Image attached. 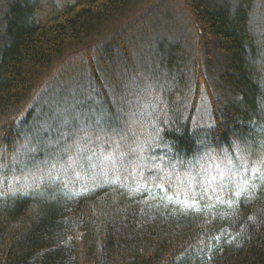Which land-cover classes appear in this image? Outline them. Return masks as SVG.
<instances>
[{
  "label": "trees",
  "instance_id": "obj_1",
  "mask_svg": "<svg viewBox=\"0 0 264 264\" xmlns=\"http://www.w3.org/2000/svg\"><path fill=\"white\" fill-rule=\"evenodd\" d=\"M145 1H0V264H264L256 0H182L191 57L181 35L159 34L138 69L129 42L163 2ZM111 93L136 110L132 133Z\"/></svg>",
  "mask_w": 264,
  "mask_h": 264
},
{
  "label": "rangeland",
  "instance_id": "obj_2",
  "mask_svg": "<svg viewBox=\"0 0 264 264\" xmlns=\"http://www.w3.org/2000/svg\"><path fill=\"white\" fill-rule=\"evenodd\" d=\"M2 1V0H0ZM160 1H163L161 4H159V6H155L154 5V0H146L145 3L147 5H149L148 3H151V7L153 6V17L150 18L146 23L145 25H141L142 26V29L138 28L135 30V39L136 41H134V39H131L130 42H129V46L131 48V57L133 58V67H137L138 69L141 68L143 66H145V68L148 69L149 67V63H148V60H151V62L153 61L152 59H154L153 55L150 53V51L153 49V45L151 44V39L156 36V35H163L164 36H171V37H175V36H179L181 35V39L185 46V48L188 50L187 52V56L190 58L191 55H192V50L190 48V41H189V26H188V17H187V14H186V11L184 9V6H183V3H182V0H157L156 2H160ZM255 6H256V9H255V13H254V21L255 23H257V29L260 30L261 32H264V0H256L255 1ZM170 33V35H169ZM159 35V36H160ZM129 37V36H128ZM188 42V43H187ZM152 58V59H150ZM153 63V62H152ZM119 64V62H118ZM116 65V68H114L113 70L115 72H122V82L124 83V88L123 89L124 91H127L129 89L132 90V88L134 87V83H130V86H129V89H127V86H128V83L126 81H128L129 79V75H131V73H128V69L127 68H124L123 66L121 67L120 64L119 65ZM153 66V65H152ZM153 69V68H152ZM66 70V71H65ZM65 73H67V71H69V69H65ZM140 75V74H139ZM124 78L126 80H124ZM165 77H162L161 79V82H162V86L160 85V80H157L155 83L157 84V87L161 86L162 89H167L165 87L166 86H169V90L170 89H173V87L175 86L176 87V84L175 83H172L169 84L165 79ZM82 82H81V81ZM78 81H76V83H78L80 81V83H83L85 82L84 79H80ZM124 80V81H123ZM169 84V85H168ZM174 84V85H173ZM71 84L70 82H68V84L66 85V87L68 88V90H65L68 92V95H71ZM145 86V84H144ZM63 86H61L59 88V90H61ZM63 89V88H62ZM181 91L183 90L182 88H180ZM63 90V91H64ZM130 91V90H129ZM138 90H134L133 93L135 95V92H137ZM132 92V91H131ZM129 92V93H131ZM112 96H113V100L116 104H119L121 106V100H122V96L121 95H117V94H114V93H111ZM119 94V93H118ZM132 94V93H131ZM188 94V91L186 92V95ZM136 96V95H135ZM134 97V99H132L133 101L136 100V97ZM179 95H177V98L179 99ZM89 97L87 96V94H85V97L84 99H88ZM132 98V97H131ZM69 97H66L65 99V102H69ZM136 102V101H135ZM41 103H42V100H41ZM54 102H52L51 104H54ZM130 103H131V100H130ZM207 103V102H206ZM136 104V103H135ZM206 105V104H205ZM205 105L204 104H201L199 110H198V113H197V116L200 118L202 115L204 116H209L208 115V109L205 108ZM208 105V104H207ZM137 107V105H135ZM119 112L121 114V116L124 118V119H127V123H126V127L127 129L131 128V133L133 132V127L136 126L135 124V121L133 120V117L134 115H136V110L134 109V107H132L131 105L127 106L126 110L123 106H121L119 108ZM62 113H65V110H62L61 108L57 107L56 109V113L55 115L53 116V119H56V116H60ZM152 115V114H151ZM150 116V115H149ZM133 120V121H132ZM132 121V122H131ZM130 123L133 124L134 126H130ZM79 126V124L76 125V128L79 129L81 127H77ZM65 127V125L61 128L63 129ZM152 128V127H151ZM43 131H45V126L44 124H42V128H41ZM151 130V129H150ZM56 131V130H54ZM77 130L74 131V133L76 132ZM129 131V130H128ZM156 132V130H155ZM155 135H152L151 137L154 138ZM74 138V137H73ZM80 137H76V139H78ZM155 140V138H154ZM75 144V142L77 141H73ZM137 145V144H136ZM150 145H153V143H150ZM136 147L135 146V152L136 151ZM28 149L26 148V146H22L21 148H17L16 149V153H21L22 151H27ZM209 155L207 154H203L202 157L200 158L201 159H204V158H208ZM136 158H137V161L136 163H134L133 165H131L129 168H132V167H136L138 165V162H140V156L139 155H136ZM153 160V159H152ZM156 160L152 161V162H148L146 165H151L153 166L154 163H155ZM196 163V162H195ZM188 163L187 165V168L185 167L183 169V171L179 172L180 174H183V175H179V186H181L180 188L182 189H191L192 190V187H191V182H190V179H189V174L184 175L185 173H189V172H195V170L198 168V166L200 167V165L198 163ZM92 164V163H91ZM100 163H94L92 165V169L93 171L96 173V175L98 177H105L104 173H105V170L106 168H104V166H99ZM122 165V164H121ZM142 166L146 167L144 164H141ZM122 167H126V166H122ZM132 170H135L134 168L132 169H129V171H132ZM234 173L236 172V168H233L231 169ZM128 171V172H129ZM215 171H217V169H215ZM249 169H244L243 172H248ZM175 172V171H174ZM177 172V171H176ZM250 172V171H249ZM130 173V172H129ZM260 171L256 170H252L250 174H259ZM262 173H264V171H262ZM106 174V173H105ZM186 176V178L184 177ZM128 178L130 180H136L135 178V172L134 174H128ZM126 178V180L128 179ZM128 179V180H129ZM205 181L202 182V185L203 187H205L206 185L208 186V189L207 191H212V192H215L216 190H218V185L219 184H224V181H223V177L220 176L219 179L217 181H214L212 179H210L209 177H207L206 179H204ZM214 181V182H213ZM200 184V186H202Z\"/></svg>",
  "mask_w": 264,
  "mask_h": 264
},
{
  "label": "bare ground",
  "instance_id": "obj_3",
  "mask_svg": "<svg viewBox=\"0 0 264 264\" xmlns=\"http://www.w3.org/2000/svg\"><path fill=\"white\" fill-rule=\"evenodd\" d=\"M184 3V2H183ZM118 13V12H117ZM110 17V16H109ZM138 19V18H137ZM198 96V95H197Z\"/></svg>",
  "mask_w": 264,
  "mask_h": 264
}]
</instances>
